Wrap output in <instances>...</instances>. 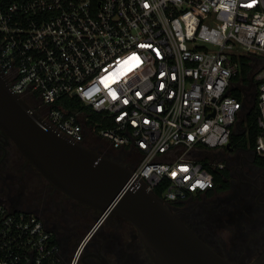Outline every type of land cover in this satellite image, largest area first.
<instances>
[{"label": "built area", "instance_id": "1", "mask_svg": "<svg viewBox=\"0 0 264 264\" xmlns=\"http://www.w3.org/2000/svg\"><path fill=\"white\" fill-rule=\"evenodd\" d=\"M241 56L264 61V0H0L10 89L71 143L92 137L141 156L131 180L161 188L167 205L206 194L211 169L225 168L192 154L231 143L245 111L231 94ZM259 91L264 156V83ZM93 112L109 126L90 125ZM57 252L39 218L0 202V264H55Z\"/></svg>", "mask_w": 264, "mask_h": 264}, {"label": "water", "instance_id": "2", "mask_svg": "<svg viewBox=\"0 0 264 264\" xmlns=\"http://www.w3.org/2000/svg\"><path fill=\"white\" fill-rule=\"evenodd\" d=\"M0 130L49 182L87 206L79 213L80 225L99 213L98 224L110 215L130 222L137 227L155 264H237L196 234L143 181L133 182L129 168L56 132L10 89L1 68ZM95 231L87 236L85 244ZM249 264H264V250Z\"/></svg>", "mask_w": 264, "mask_h": 264}, {"label": "flooded vegetation", "instance_id": "3", "mask_svg": "<svg viewBox=\"0 0 264 264\" xmlns=\"http://www.w3.org/2000/svg\"><path fill=\"white\" fill-rule=\"evenodd\" d=\"M96 145H89L88 138L81 144L101 157H107L129 168L125 151H118L97 140ZM231 155L228 159L236 169H240L241 178L238 181L243 199H252L251 212L264 215V166L259 164L262 157L256 148L243 140L240 143H230ZM225 153L222 155V157ZM127 156V157H126ZM138 160L132 163L136 165ZM131 164V165H132ZM228 165V163H227ZM245 167L248 169L245 170ZM130 169V168H129ZM229 171V181L233 186L232 172ZM219 191L214 186L204 194L203 199L217 196ZM194 197L169 205L172 212L179 216L196 234L203 238L213 249L226 259L237 264H249L255 261L263 252L254 247L245 246V251L227 250V245L217 246L212 241V231L206 221H215L218 211L223 209V198L219 197L217 204L212 206L187 205ZM241 198V199H242ZM253 199L255 201H253ZM247 201V200H246ZM0 202L14 211H25L39 218L58 244L56 264H73L79 251L76 264H155L150 251L143 241L136 226L120 219L107 231L100 228L98 214L83 225L78 222L79 213L86 211V206L77 203L62 190L49 182L36 167L20 152L16 143L5 132L0 130ZM254 203V205H252ZM96 229L91 240L82 246L87 236ZM247 234V233H246ZM251 235L264 237V234ZM250 235V237H251ZM248 235L242 234L246 238ZM81 248V249H80ZM155 253V252H154Z\"/></svg>", "mask_w": 264, "mask_h": 264}, {"label": "rangeland", "instance_id": "4", "mask_svg": "<svg viewBox=\"0 0 264 264\" xmlns=\"http://www.w3.org/2000/svg\"><path fill=\"white\" fill-rule=\"evenodd\" d=\"M254 62V70L253 73L257 80H262L261 78V71L260 68L264 66V61L261 59H253ZM252 73V75H253ZM247 97H246V111H243L239 117L237 123L242 122L243 117L245 116L246 112L248 111L249 107L251 106L253 95L255 92V86L252 84H247ZM25 100V99H24ZM26 101V100H25ZM27 102V101H26ZM29 102V101H28ZM27 102V103H28ZM30 107L36 111V106L32 103H28ZM37 112V111H36ZM245 112V113H244ZM245 131L240 126L237 129V133L239 135L243 134ZM89 145H96V141L94 138L89 137L88 139ZM226 149V148H225ZM207 153H193L192 156L197 159H205V158H212L216 161L224 163L226 169H229L233 174L231 180L233 181V186L227 192H219L217 196L208 197L203 199V195L194 196V198L188 202L187 205L198 206V205H207L212 206L216 205L218 198L221 197L223 200H227L224 202L223 209L218 211V215L215 221H206V223L210 224L211 231H212V241L217 246H224L227 245V250L233 252L234 249H241V251H245L244 247H254L256 249L262 250L264 248V237L260 236V238L256 235H251L252 232H257V235L264 234V215L260 212V214H253L251 212V201L252 199H243L241 196L240 186L238 185V181L241 178L240 169L234 170V166L231 165V161L228 159L231 153L227 149L225 150V155L222 157L221 155H213L214 151L210 149L205 150ZM221 151V150H220ZM126 153V152H125ZM127 154V153H126ZM127 157V156H126ZM138 156L136 154L128 155L126 158L127 163L130 165V170L136 168L138 165H133L135 161L138 160ZM228 163V165H227ZM132 164V165H131ZM248 169L245 167V170ZM242 198V199H241ZM247 200V201H246ZM253 201H255L253 199ZM254 205V203H252ZM247 233V234H246ZM242 234L245 236L249 234V237L246 238L241 237ZM251 235V237H250Z\"/></svg>", "mask_w": 264, "mask_h": 264}, {"label": "trees", "instance_id": "5", "mask_svg": "<svg viewBox=\"0 0 264 264\" xmlns=\"http://www.w3.org/2000/svg\"><path fill=\"white\" fill-rule=\"evenodd\" d=\"M238 60V58H235ZM253 57L251 56H241L240 58V73L237 77L234 78V82L237 84L241 82V85L235 87L231 90L232 96L236 97L240 102L245 104V111H246V97H247V84H252L255 86L254 97L252 99L251 106L249 107L248 111L246 112L245 116L242 119V125L245 128V132L241 135H232V146L234 143H240L242 140L243 142L248 143L252 147L256 148L257 139L261 134V130L258 125V117L260 115V110L258 107V100H259V88L264 83V80H257L255 78L256 73H253L254 70V62ZM264 67V66H263ZM260 68L259 71L263 69ZM253 73V75H252ZM65 106L66 104L75 110L76 108H84L83 103L80 99H72L69 101L68 99H64ZM88 110V109H85ZM245 113V112H244ZM89 123L92 125L96 130H101L107 126H109L108 122L102 120V117L96 113H90ZM259 164L264 166V156L259 157ZM212 173L215 176L214 186L219 192H227L231 188V184L229 181V171L228 169H217L212 170ZM155 194L160 198L162 197V189L158 188L155 191ZM174 205V204H172Z\"/></svg>", "mask_w": 264, "mask_h": 264}, {"label": "crops", "instance_id": "6", "mask_svg": "<svg viewBox=\"0 0 264 264\" xmlns=\"http://www.w3.org/2000/svg\"><path fill=\"white\" fill-rule=\"evenodd\" d=\"M240 123V126L243 128V130L245 131V128L243 127V125H242V122H239ZM239 123H237V125H236V128H235V132H234V134H236V135H239L238 133H237V129L239 128ZM224 149H222L221 151H218V152H215L214 151V153L213 154H215V155H223L224 153ZM77 202V201H76ZM78 203V202H77ZM80 204H82V203H80ZM86 206V205H85ZM86 209H87V206L85 207ZM102 215V213H99L98 214V218L100 217ZM121 218H119L118 216H116V215H110V216H108V218H106V220L103 222V223H101L100 224V228L99 229H103V230H105V231H107L108 230V228L109 227H111L112 225H115V224H117L118 222H119V220H120ZM86 242H85V240H84V242H83V244H82V246H85L86 244H85ZM56 264V263H55Z\"/></svg>", "mask_w": 264, "mask_h": 264}, {"label": "snow or ice", "instance_id": "7", "mask_svg": "<svg viewBox=\"0 0 264 264\" xmlns=\"http://www.w3.org/2000/svg\"><path fill=\"white\" fill-rule=\"evenodd\" d=\"M116 94L115 93H113V96H115Z\"/></svg>", "mask_w": 264, "mask_h": 264}]
</instances>
